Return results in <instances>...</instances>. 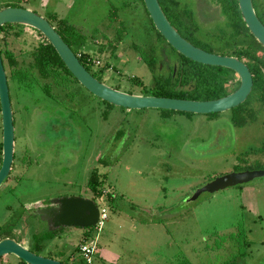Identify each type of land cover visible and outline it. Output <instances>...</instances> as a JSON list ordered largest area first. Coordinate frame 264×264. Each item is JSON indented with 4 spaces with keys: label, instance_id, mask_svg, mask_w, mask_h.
<instances>
[{
    "label": "rangeland",
    "instance_id": "obj_1",
    "mask_svg": "<svg viewBox=\"0 0 264 264\" xmlns=\"http://www.w3.org/2000/svg\"><path fill=\"white\" fill-rule=\"evenodd\" d=\"M177 2L188 12L184 17L193 34L192 39L184 36L220 53L225 48L220 29H230L215 0ZM206 2L213 6L207 5L199 18L192 11ZM252 3L264 23V0ZM7 6L31 9L55 26L54 13L73 26L84 39L80 51L99 61L90 73L106 85L133 94L153 85L142 52L146 44L155 45L158 65L162 55L141 1L0 0V9ZM13 25L6 48L19 63H27L30 57L24 53L41 38L32 28ZM166 50L170 63L178 58ZM3 65L14 145L11 170L0 186L1 232L11 226L20 234L23 222L47 228L32 215L43 202L62 196L94 198L87 183L96 170L103 195L93 200L107 218L91 227L85 240L97 249L92 264H264V177L214 192L207 188L228 173L264 170V153L252 151L264 143L260 103L253 104L254 121L235 126L230 110L199 114L110 107L71 78L59 84L24 66L27 73L15 79ZM166 70L164 64L158 72ZM237 81L235 75L228 90ZM59 228L43 255L50 252L67 263L78 260L85 239L80 232L86 228ZM18 261L5 255L1 264Z\"/></svg>",
    "mask_w": 264,
    "mask_h": 264
},
{
    "label": "water",
    "instance_id": "obj_2",
    "mask_svg": "<svg viewBox=\"0 0 264 264\" xmlns=\"http://www.w3.org/2000/svg\"><path fill=\"white\" fill-rule=\"evenodd\" d=\"M155 27L165 41L184 57L204 65L219 66L232 70L239 85L229 94L211 100H188L154 95L133 94L110 87L94 77L61 38L54 26L28 8L7 6L0 9V27L19 24L40 32L52 45L65 67L77 82L95 97L115 106L128 109H166L188 113L211 114L230 110L243 103L253 86L252 74L244 60L235 56L205 51L183 38L171 25L158 0H142ZM245 26L264 47V24L255 13L252 0H237ZM0 115L1 154L0 186L6 180L13 162L14 125L6 72L0 55ZM256 177H264V170L232 172L214 178L207 186L210 192L247 183ZM47 230L59 227L89 228L97 224L100 208L91 198L62 196L50 200L49 206L34 210ZM92 243V241L90 242ZM13 255L26 264H66L51 257L35 254L11 237L0 239V262L3 256Z\"/></svg>",
    "mask_w": 264,
    "mask_h": 264
},
{
    "label": "trees",
    "instance_id": "obj_3",
    "mask_svg": "<svg viewBox=\"0 0 264 264\" xmlns=\"http://www.w3.org/2000/svg\"><path fill=\"white\" fill-rule=\"evenodd\" d=\"M139 1H141L144 7L143 1ZM158 2L167 19L178 31V33L187 41L192 39L193 34L189 32L188 22L184 17V14L186 15L188 12L181 11L179 9L177 0H158ZM215 2L220 15L225 20L224 27L230 29L229 33H227L225 29H220L221 33L219 38H222L225 41V48L220 50V53L217 54L235 56L240 60H244L252 74L253 86L250 94L243 103L230 109V120L233 125L243 126L256 119V110L253 108L254 103H260V105L264 107V47L257 42V40L252 36L245 26V23L241 17L237 0H215ZM144 10L148 16L145 7ZM112 14H114L113 11ZM50 18L55 23V26L52 25V23L48 20L50 24L54 26L61 38L68 44V46L78 57L81 64L89 71V67L94 65L93 61L95 58L91 57L87 52L80 51L79 48L84 42L83 37L79 36L78 31L73 26L69 25L64 19L58 18L54 13L50 15ZM148 18L151 23L150 30H153L155 33L154 39L158 43V49L162 55V59H160V63L158 65V61L155 59L156 46L150 45V43L146 44V47L144 48L145 52H142V57L148 68L153 72L152 74L154 75V82L150 89L143 90L141 94L188 100H211L223 97L238 87L239 81L233 85L232 90H228V85H231V82H233L236 75L232 70L219 66L200 64L184 57L165 41L161 34L155 29L149 16ZM14 26L15 25L13 24L7 23L0 27V55L2 57L3 63L5 62L8 66L10 75L13 78L18 79L21 77L20 74L22 72L27 73L26 71H23L25 66L30 68V70L35 69L37 74L46 80L51 78L60 84L65 80H69L68 78H71L73 81L77 82V80L65 67L64 63L52 45L38 31L36 32L40 36L41 41L38 42L30 51H26L24 53H27V55L30 57V60L27 63L24 61L19 63L17 56L6 48V38L12 34V27ZM176 27L179 29L184 28L187 31L182 34ZM17 33L18 32H14V35L17 36ZM184 35L189 39H187ZM118 38L120 41L121 36ZM192 44L198 47L194 43ZM167 48L174 51L178 55V58L174 61L175 63H170L169 61L165 60L167 59ZM201 49L215 53L209 49ZM164 64H167V72L164 74L159 73V67H163ZM108 67L109 65L106 66V68ZM27 68H24V70ZM99 72H102V70ZM44 87L45 91L49 94L48 85H45ZM103 102L107 106H113L110 103L105 101ZM252 151L264 153V143ZM100 182V175L96 170H94L91 173L87 183L88 188L92 191L94 196L92 199L101 198L103 195V189L99 187ZM49 205L50 201L43 202L40 207ZM32 215L39 219L36 213L33 212ZM20 226V234H16L15 232L13 233L12 229H10L11 226H9L2 232L0 231V239L2 237H11L22 243V238L25 237L27 241L26 247L38 255H43V252L47 248V243L58 235L60 229L57 228L49 231L47 228L39 229L40 227L38 225L29 227L27 223L24 222L21 223ZM90 229L91 227L84 229L83 237H85V239H83V243L87 242L85 240ZM47 253L48 254L43 256L54 259L50 252ZM72 258L74 259V257ZM19 262L21 264H25L22 260H19ZM61 262L66 264H88L83 259L82 255L78 259V263H74L73 261V263H69V261L68 263L64 261Z\"/></svg>",
    "mask_w": 264,
    "mask_h": 264
},
{
    "label": "built area",
    "instance_id": "obj_4",
    "mask_svg": "<svg viewBox=\"0 0 264 264\" xmlns=\"http://www.w3.org/2000/svg\"><path fill=\"white\" fill-rule=\"evenodd\" d=\"M93 62H95V63L97 62V65L99 64V61L94 60ZM95 63H94V65H96ZM106 218H107L106 211L104 208H101L100 213H99V220H98L97 224H101L102 220H105ZM79 249H80V252H81L83 259L88 264H92V257H93V254L95 252V246L92 243H83L80 245Z\"/></svg>",
    "mask_w": 264,
    "mask_h": 264
},
{
    "label": "flooded vegetation",
    "instance_id": "obj_5",
    "mask_svg": "<svg viewBox=\"0 0 264 264\" xmlns=\"http://www.w3.org/2000/svg\"><path fill=\"white\" fill-rule=\"evenodd\" d=\"M209 1V0H208ZM208 5V9H210L211 10V8L210 7H212L213 5L211 4V2H206L205 4L203 3V5H199L198 7H196V8H198V9H201V10H199L198 11V9H196L195 8V10H193L192 12L196 15V14H198V17L200 18V16L202 17V15H201V13L203 12V11H205V10H207V8H206V6ZM204 6V8H201V7H203ZM203 9V10H202ZM197 11V12H196ZM202 11V12H201ZM199 12V13H198ZM2 58V57H1ZM166 61H168V59H165ZM3 62V61H2ZM172 63H175L174 61L172 62ZM4 66V65H3ZM161 67V66H160ZM159 67V68H160ZM1 143V142H0ZM0 154H1V146H0Z\"/></svg>",
    "mask_w": 264,
    "mask_h": 264
},
{
    "label": "crops",
    "instance_id": "obj_6",
    "mask_svg": "<svg viewBox=\"0 0 264 264\" xmlns=\"http://www.w3.org/2000/svg\"><path fill=\"white\" fill-rule=\"evenodd\" d=\"M40 223V222H39ZM81 229H83V228H81ZM82 235H84V230H81V232H80ZM92 240H90L88 243H90ZM21 244H23L24 246H26L27 245V241L26 242H23L22 241V243ZM95 246V245H94ZM95 249H96V247H95ZM97 250V249H96ZM96 250H95V252H94V254H93V257H92V259H93V262L94 261H96V258H95V254H96ZM71 256V255H70ZM72 258V257H71ZM67 259H68V257H67ZM68 260H70V258L68 259ZM74 263H78V260L76 259V260H72ZM7 264V263H6ZM18 264H21L19 261H18Z\"/></svg>",
    "mask_w": 264,
    "mask_h": 264
}]
</instances>
